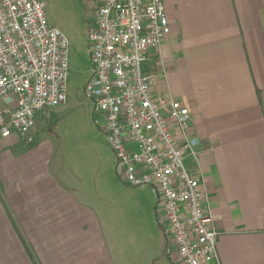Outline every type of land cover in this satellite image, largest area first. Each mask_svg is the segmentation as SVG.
Here are the masks:
<instances>
[{"label": "crops", "instance_id": "obj_1", "mask_svg": "<svg viewBox=\"0 0 264 264\" xmlns=\"http://www.w3.org/2000/svg\"><path fill=\"white\" fill-rule=\"evenodd\" d=\"M165 7L169 33L145 72L191 113L201 154L187 167L208 188L221 263L264 264V0H165ZM50 114L38 113L30 147L0 140V264H127L126 245L106 230L119 202L159 222L166 238L163 217H153L156 189L118 179L110 149L108 177L100 178L112 192L89 174L83 182L63 150L43 142L58 135L37 132Z\"/></svg>", "mask_w": 264, "mask_h": 264}, {"label": "built area", "instance_id": "obj_2", "mask_svg": "<svg viewBox=\"0 0 264 264\" xmlns=\"http://www.w3.org/2000/svg\"><path fill=\"white\" fill-rule=\"evenodd\" d=\"M96 5L88 34L85 94L116 158L119 179L158 194L168 255L179 264H222L220 232L204 179L188 170L200 139L189 109L157 92L145 72L169 33L165 0H87ZM69 39L43 0H0V140L34 143L38 113L68 100Z\"/></svg>", "mask_w": 264, "mask_h": 264}, {"label": "rangeland", "instance_id": "obj_3", "mask_svg": "<svg viewBox=\"0 0 264 264\" xmlns=\"http://www.w3.org/2000/svg\"><path fill=\"white\" fill-rule=\"evenodd\" d=\"M43 5L49 21L56 24L69 39L68 100L63 108L45 109L52 116H49L47 123L44 120L38 122L37 132L57 134L59 138H44L43 142L62 149L63 159H67L75 173L85 177L83 182L86 183L89 174L92 184L95 180L103 191L112 192L108 188L110 180H102L100 174H104V178L108 177L109 149L114 153L95 122L93 104L85 94L90 75L88 34L95 22L96 5L87 0H43ZM116 166L114 172L119 179ZM136 198L139 200L132 198V202L141 206L143 199ZM120 201L126 202L122 195ZM133 205L124 206L119 202L106 226L118 243L126 245V263L174 264L175 252L168 255L167 240L155 218L158 211L152 210L157 223L154 224L147 215L140 216L139 208ZM158 215L162 219V213L158 212Z\"/></svg>", "mask_w": 264, "mask_h": 264}]
</instances>
